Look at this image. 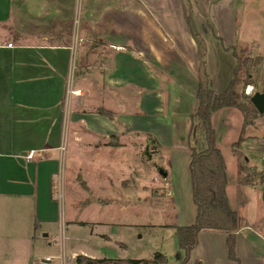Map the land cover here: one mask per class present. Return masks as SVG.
Masks as SVG:
<instances>
[{
    "label": "crops",
    "instance_id": "0c3cea01",
    "mask_svg": "<svg viewBox=\"0 0 264 264\" xmlns=\"http://www.w3.org/2000/svg\"><path fill=\"white\" fill-rule=\"evenodd\" d=\"M30 4L0 0V264H35L36 248L43 243L39 229L46 240L57 228L64 237L69 226L88 222L69 217L68 210L73 216L74 207L86 211L100 197L97 189L108 192L116 181L114 165L125 167L117 179L124 202L125 182L143 170L144 134L173 146L176 119L185 118L174 114L190 107L198 87L200 52L190 19L205 41L206 70L216 92L233 76L236 60L228 47L264 49V0H82L84 24L76 38L63 36L59 25L51 28L52 35L20 30L17 22ZM44 5L45 0H38L39 9ZM62 19L55 16L53 23ZM100 108L111 111L113 119L99 114ZM179 125L189 136L188 121ZM243 126L244 119L240 133ZM67 136L73 137L71 150ZM239 149L249 168L264 172V114L246 126ZM31 151L29 162L25 156ZM66 158L77 177L70 172L64 177ZM96 166H105L106 173ZM101 183L103 188H95ZM166 184L173 196L170 180ZM74 185L86 195L83 203H75ZM228 185L229 175L227 197ZM242 186L254 190L248 200L253 207L247 211L245 205L233 208L229 202L244 217L236 235L237 259L229 255L228 233L204 229L189 264H264V182ZM98 210L111 211L109 206ZM60 247L64 255V241ZM63 255L62 264L78 256L72 253L66 260ZM47 256L54 255L46 254L42 262L52 263Z\"/></svg>",
    "mask_w": 264,
    "mask_h": 264
},
{
    "label": "rangeland",
    "instance_id": "374dc122",
    "mask_svg": "<svg viewBox=\"0 0 264 264\" xmlns=\"http://www.w3.org/2000/svg\"><path fill=\"white\" fill-rule=\"evenodd\" d=\"M29 2H31L30 6L28 8L24 7L25 16L21 15L20 19L22 20L17 22L20 30L36 29L34 32L39 33L40 30L41 33L52 35L51 28L59 25L62 26L65 32L63 36L69 35L70 37L71 35L73 38H76L79 29L84 24L85 7H82V0H45V5L41 6L42 8L40 9L38 0H29ZM55 16L63 18L62 21L53 23ZM44 24L49 27L46 28L45 26L43 28ZM257 50H249V63L251 65V78L253 81L250 85L254 88L253 94L264 92V49ZM245 94L248 95L246 91ZM189 101V108L184 107L183 110H179L174 114L176 117L185 115V118L176 119L177 127H175L174 135V140L176 138V141L172 147L162 146L150 133L142 136V152L140 153L143 170L140 176L131 175L125 182L127 198L124 202V196L120 194L122 185L117 179L125 171V167H116L114 165L111 170L112 177H116V181L113 180V183L109 187L106 186L109 188L108 192L105 191L103 193L102 189L101 191L97 189L95 196L100 195V197L95 198V204L86 211L74 207L73 216V211L68 210L69 217L88 222L69 226L65 231L64 237L60 228H57L49 239L46 240L43 238V230L39 229L37 231L38 238L43 243L36 248L37 256H35V264H45L41 259L46 254L54 255L50 264H62L61 257L63 254H60L62 250L60 245L63 241L65 250L63 256L66 260H68L67 257L72 255V253H76L77 255H94L99 258L119 256L123 257L120 259L121 261L126 262L128 259L149 258L154 253L161 252L168 257L169 262L167 264L178 263V246L173 226L190 224L191 219H196L197 214V205L193 201L191 191L190 169H188L191 158L188 142L189 136L186 133L182 134L183 129L179 125L182 124L184 126L187 121L191 125L190 114L196 107V101L195 99H192V103L191 99ZM97 112H99V109ZM212 117L213 126L217 131L218 146L225 156L227 165H229V202L233 208L245 205L246 210L249 211L253 207V202H248V200L254 190L250 187H243L240 182L238 185L236 181L237 178L239 179L238 158L233 150V144L238 139L244 116L237 108H224L215 112ZM110 119H113V116ZM129 122L126 124L127 126L132 125ZM66 145H68L69 150L74 147L72 136H70L69 140L68 136L66 137ZM184 156L189 159V163H185L186 159ZM68 158H66L62 166L64 177H68V172L73 173L77 177V169L72 167ZM128 161L132 163L131 160ZM127 168L129 169L127 173H129L130 168ZM88 169L89 167L83 168L85 175V171ZM94 169L103 170L106 173L105 166H96ZM131 169L135 170L136 167L132 166ZM248 174L250 175V179L255 181V184L260 183L261 172H256L250 168ZM96 176L102 177L104 175ZM80 180L82 181V176ZM169 180L171 182L170 188L174 191L173 196L167 194L166 183ZM99 185L95 186V188H103L104 186L102 183ZM80 187L84 190L86 189L85 181L80 182ZM88 193L90 194V192H86V194ZM139 194H142L141 198H139ZM107 197L110 198L108 199ZM85 198L84 192L74 185L75 203L77 201L83 203ZM61 202L66 207V199L64 198ZM137 203L143 204L142 208L144 209L139 210L140 205ZM237 203L239 206H234ZM106 206H109L111 211L98 210ZM146 206H153L154 208L147 210L145 209ZM193 210L196 213L194 217H192ZM90 221H97V223H91ZM99 221H103L104 223H100ZM48 240L53 242V244L49 245L47 243ZM66 264L77 263L74 258L68 260Z\"/></svg>",
    "mask_w": 264,
    "mask_h": 264
},
{
    "label": "trees",
    "instance_id": "16d2710c",
    "mask_svg": "<svg viewBox=\"0 0 264 264\" xmlns=\"http://www.w3.org/2000/svg\"><path fill=\"white\" fill-rule=\"evenodd\" d=\"M190 29L196 39L200 52V68L198 72V87L195 94L196 107L190 114V177L192 197L197 205L196 219L191 224L175 225L178 263L189 264L192 249L198 243L199 233L204 229L219 230L228 233L227 244L229 255L237 259L235 253L236 235L244 224V217L239 210L230 207L226 188L228 184L227 165L224 155L218 146L217 131L212 119L215 112L224 108H237L244 116V126L239 138L233 144V150L238 158L239 182L254 184L245 164V156L240 151V145L245 139V128L252 120L264 114L257 110L251 96L245 94V87L252 83L250 51L247 47L233 45L227 49L232 51L236 64L229 85L222 91H214L206 70V45L202 35L190 19ZM241 85V88H240ZM243 88V89H242ZM99 113L112 117L109 110L99 109ZM260 183L264 182V172H261ZM120 259L109 257L93 258L80 254L76 257L77 264H114ZM129 264H167L168 257L156 252L149 258L126 260ZM193 264H204L197 260Z\"/></svg>",
    "mask_w": 264,
    "mask_h": 264
},
{
    "label": "water",
    "instance_id": "95a60500",
    "mask_svg": "<svg viewBox=\"0 0 264 264\" xmlns=\"http://www.w3.org/2000/svg\"><path fill=\"white\" fill-rule=\"evenodd\" d=\"M252 103L255 105L257 110L264 112V92H257L251 96ZM262 200L264 202V190L262 193ZM114 264H129L123 261H116Z\"/></svg>",
    "mask_w": 264,
    "mask_h": 264
},
{
    "label": "built area",
    "instance_id": "2783aa9c",
    "mask_svg": "<svg viewBox=\"0 0 264 264\" xmlns=\"http://www.w3.org/2000/svg\"><path fill=\"white\" fill-rule=\"evenodd\" d=\"M1 45V44H0ZM12 44L11 43H8L6 46H11ZM246 93L248 94V95H252L253 94V92H254V88H253V86L252 85H247V87H246ZM26 159L30 162L32 159H33V157H34V151H31V152H29L26 156ZM46 260H48V261H51V260H53V257H51V256H47L46 257Z\"/></svg>",
    "mask_w": 264,
    "mask_h": 264
}]
</instances>
